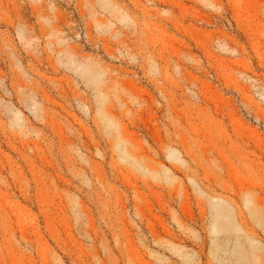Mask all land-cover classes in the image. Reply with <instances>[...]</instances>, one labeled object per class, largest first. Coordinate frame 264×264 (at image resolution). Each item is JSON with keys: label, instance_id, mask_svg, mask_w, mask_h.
<instances>
[{"label": "rangeland", "instance_id": "obj_1", "mask_svg": "<svg viewBox=\"0 0 264 264\" xmlns=\"http://www.w3.org/2000/svg\"><path fill=\"white\" fill-rule=\"evenodd\" d=\"M0 264H264V0H0Z\"/></svg>", "mask_w": 264, "mask_h": 264}]
</instances>
